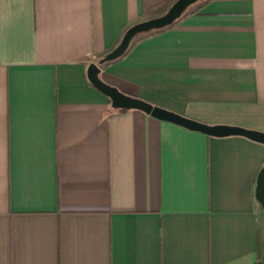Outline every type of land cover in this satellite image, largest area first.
Instances as JSON below:
<instances>
[{"label": "crops", "instance_id": "obj_1", "mask_svg": "<svg viewBox=\"0 0 264 264\" xmlns=\"http://www.w3.org/2000/svg\"><path fill=\"white\" fill-rule=\"evenodd\" d=\"M175 1L0 0V264H264V144L114 109L87 79ZM99 68L126 95L264 133V0H202Z\"/></svg>", "mask_w": 264, "mask_h": 264}, {"label": "water", "instance_id": "obj_2", "mask_svg": "<svg viewBox=\"0 0 264 264\" xmlns=\"http://www.w3.org/2000/svg\"><path fill=\"white\" fill-rule=\"evenodd\" d=\"M200 1L201 0H176L163 15L139 22L128 28L123 34L120 43L116 48L110 50L108 53L98 59L97 62H92L87 66V79L96 90L109 98L111 107L114 109H138L151 115L152 117L175 123L190 130L199 131L212 136L239 134L264 144V133L238 127L209 126L200 123L176 112L167 110L157 105H153L143 99L126 95L118 90V88L115 86L104 82L99 76V66L104 63L116 60L124 55L135 37L150 33L152 31L162 30L171 26L180 19V17L186 12L188 8L194 6ZM254 196L262 211L264 212V167L261 169L256 179Z\"/></svg>", "mask_w": 264, "mask_h": 264}, {"label": "rangeland", "instance_id": "obj_3", "mask_svg": "<svg viewBox=\"0 0 264 264\" xmlns=\"http://www.w3.org/2000/svg\"><path fill=\"white\" fill-rule=\"evenodd\" d=\"M197 4H198V3H197ZM197 4H196V5H197ZM196 5L191 6L190 8H188V9L186 10L185 13H187L189 10H191V9H192L193 7H195ZM167 7H168L167 5L161 7L159 10L155 11V13L151 14L147 20H149V19H153V18H156V17H159V16L163 15V14L165 13ZM185 13H184V14H185ZM139 36H140V35H139Z\"/></svg>", "mask_w": 264, "mask_h": 264}, {"label": "trees", "instance_id": "obj_4", "mask_svg": "<svg viewBox=\"0 0 264 264\" xmlns=\"http://www.w3.org/2000/svg\"><path fill=\"white\" fill-rule=\"evenodd\" d=\"M201 1H202V0H201ZM201 1H200V2H201ZM200 2H199V3H200ZM173 3H174V2H173ZM173 3H171V4L167 7L166 11L170 8V6H171ZM199 3H198V4H199ZM157 7H158V6H157ZM157 7H156V8H157ZM154 9H155V8H154ZM166 11H165V12H166ZM189 11H190V10H189ZM185 14H186V13H185ZM185 14L183 13V15H182L180 18H182ZM177 22H178V20H177L175 23H173L171 26L167 27V28L172 27V26L175 25ZM167 28H164V29H162V30H158V31H152V32H150V34H151V35L158 34V33L162 32V31L166 30ZM135 38H136V37H135ZM135 38H134V39H135ZM134 39H133L132 42L130 43L129 48L132 46V43H133ZM129 48L126 50V52H128ZM126 52H125V53H126ZM125 53H124V54H125ZM107 63H108V62H107ZM107 63H104V64H107ZM118 110H126V109H118Z\"/></svg>", "mask_w": 264, "mask_h": 264}]
</instances>
